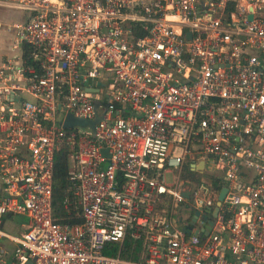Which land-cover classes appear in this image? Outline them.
Returning <instances> with one entry per match:
<instances>
[{
  "label": "built area",
  "instance_id": "obj_1",
  "mask_svg": "<svg viewBox=\"0 0 264 264\" xmlns=\"http://www.w3.org/2000/svg\"><path fill=\"white\" fill-rule=\"evenodd\" d=\"M0 6L29 15L0 55V264H264V0ZM63 147L72 224L53 209Z\"/></svg>",
  "mask_w": 264,
  "mask_h": 264
},
{
  "label": "trees",
  "instance_id": "obj_2",
  "mask_svg": "<svg viewBox=\"0 0 264 264\" xmlns=\"http://www.w3.org/2000/svg\"><path fill=\"white\" fill-rule=\"evenodd\" d=\"M70 150L63 147L56 156L54 169V191H53V209L54 215L60 222L74 223L80 220L71 219L73 207H65V198L67 195L73 196L74 186L69 179L68 156ZM122 256L134 260H140V243L128 238L124 244Z\"/></svg>",
  "mask_w": 264,
  "mask_h": 264
},
{
  "label": "crops",
  "instance_id": "obj_3",
  "mask_svg": "<svg viewBox=\"0 0 264 264\" xmlns=\"http://www.w3.org/2000/svg\"><path fill=\"white\" fill-rule=\"evenodd\" d=\"M16 13V18L18 19L16 22H13L11 25H7L6 23L9 20H12L14 13ZM11 17V18H9ZM29 18L27 12L13 9L5 6H0V55H13L18 51L13 50V44L15 40V36L17 34V29L15 28L16 24H22L26 22ZM8 41V42H7ZM2 186H0V198L2 193ZM19 217H24L25 220L21 223L20 227L17 226V220ZM5 227H15L17 229L18 234H11L12 236H22L29 228L28 225V218L25 215H8L3 223L2 229L4 230ZM6 232V230H4ZM8 233V232H7ZM2 238L0 239V244L4 245L9 253H12V250L15 248L14 242ZM4 242H3V241Z\"/></svg>",
  "mask_w": 264,
  "mask_h": 264
},
{
  "label": "water",
  "instance_id": "obj_4",
  "mask_svg": "<svg viewBox=\"0 0 264 264\" xmlns=\"http://www.w3.org/2000/svg\"><path fill=\"white\" fill-rule=\"evenodd\" d=\"M250 18L252 19L253 16L250 15ZM189 37L191 38V34L189 33ZM99 106V103H97V107ZM102 118V115L97 116L96 120H92V121H88L85 122V124H89L90 126H92L93 128H95L97 121H99ZM78 123H82L81 121L77 120L72 114H68L67 119L65 121V128H71L75 125H77ZM227 188L224 187L219 195L218 201H217V207L214 211V215L217 214L219 207L222 205L223 200L225 199L226 193H227ZM185 195L189 196V191L185 192Z\"/></svg>",
  "mask_w": 264,
  "mask_h": 264
},
{
  "label": "rangeland",
  "instance_id": "obj_5",
  "mask_svg": "<svg viewBox=\"0 0 264 264\" xmlns=\"http://www.w3.org/2000/svg\"><path fill=\"white\" fill-rule=\"evenodd\" d=\"M14 13V12H13ZM16 13H14L13 19L9 20L6 24L7 25H11L13 22H16L18 19L16 18ZM9 17V18H11ZM8 42V41H7ZM25 220L24 217H19L17 220V226L20 227L21 223ZM4 230H6V232L11 233V234H18L17 229H15V227H5ZM6 240V239H5ZM3 241V240H2ZM4 242V241H3Z\"/></svg>",
  "mask_w": 264,
  "mask_h": 264
}]
</instances>
